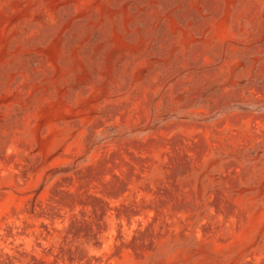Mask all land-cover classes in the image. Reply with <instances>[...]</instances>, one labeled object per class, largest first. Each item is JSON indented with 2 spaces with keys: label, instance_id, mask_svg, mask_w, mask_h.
<instances>
[{
  "label": "rangeland",
  "instance_id": "1",
  "mask_svg": "<svg viewBox=\"0 0 264 264\" xmlns=\"http://www.w3.org/2000/svg\"><path fill=\"white\" fill-rule=\"evenodd\" d=\"M0 264H264V0H0Z\"/></svg>",
  "mask_w": 264,
  "mask_h": 264
}]
</instances>
